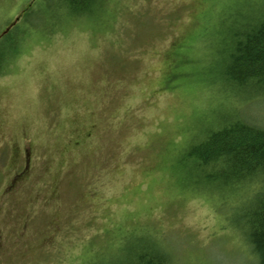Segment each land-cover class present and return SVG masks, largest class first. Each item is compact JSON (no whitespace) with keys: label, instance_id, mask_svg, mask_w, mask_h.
Wrapping results in <instances>:
<instances>
[{"label":"rangeland","instance_id":"obj_1","mask_svg":"<svg viewBox=\"0 0 264 264\" xmlns=\"http://www.w3.org/2000/svg\"><path fill=\"white\" fill-rule=\"evenodd\" d=\"M249 3L0 0V41L20 49L0 75V264H122L160 246L172 264H259L235 221L261 184L209 179L187 156L230 112L264 126V97L221 76Z\"/></svg>","mask_w":264,"mask_h":264},{"label":"trees","instance_id":"obj_2","mask_svg":"<svg viewBox=\"0 0 264 264\" xmlns=\"http://www.w3.org/2000/svg\"><path fill=\"white\" fill-rule=\"evenodd\" d=\"M99 1L102 0H60L61 6L73 14L93 12ZM243 9L246 12L241 23L234 20L226 28L229 36L224 37L221 76L229 91L264 97V8L261 2L253 0ZM0 46L5 50L0 55L2 75L20 49L18 38L8 33L3 36ZM223 119L207 131L203 140L191 143L187 156L194 159L196 169L209 179L222 180L226 185L242 183L246 188L261 184V189L240 208L235 228L244 234L259 264H264V126L233 112ZM160 247L161 253L153 249L142 250L122 264H172L164 258L169 252Z\"/></svg>","mask_w":264,"mask_h":264},{"label":"snow or ice","instance_id":"obj_3","mask_svg":"<svg viewBox=\"0 0 264 264\" xmlns=\"http://www.w3.org/2000/svg\"><path fill=\"white\" fill-rule=\"evenodd\" d=\"M238 3L240 4L241 7H243L246 3V0H238ZM261 7L264 8V0H261ZM30 23L32 24V27L38 28L43 23V21L37 18L35 20L30 21ZM4 51L5 50L3 46H0V55H3Z\"/></svg>","mask_w":264,"mask_h":264}]
</instances>
